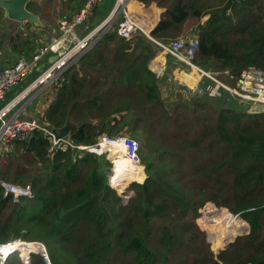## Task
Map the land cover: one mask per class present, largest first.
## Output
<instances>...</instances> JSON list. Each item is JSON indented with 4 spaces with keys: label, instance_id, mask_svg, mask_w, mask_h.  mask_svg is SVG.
<instances>
[{
    "label": "trees",
    "instance_id": "trees-1",
    "mask_svg": "<svg viewBox=\"0 0 264 264\" xmlns=\"http://www.w3.org/2000/svg\"><path fill=\"white\" fill-rule=\"evenodd\" d=\"M257 1L227 0L222 14L218 11L208 18L197 35L196 65L207 68L212 61L222 62L233 68L229 70L235 76L241 68H264V19L224 30L226 11L243 5L250 12L260 4ZM39 8L33 0L26 4L27 11L34 15ZM200 14L194 12L197 17ZM188 15L189 6L176 2L164 10L151 36L159 38L170 28L178 30ZM230 34L239 37L231 40ZM109 35L113 33L103 40ZM14 36L9 39L12 50L22 51L23 44H14L18 35ZM117 38L115 48L92 52L101 46L100 40L61 75L60 94L50 107L40 110L38 120L52 128L71 122L74 126L68 138L84 146L95 144L102 135L139 131L143 143L137 153L144 165L145 180L131 176L130 180L139 184L131 183L134 195L121 204L107 183L109 164L105 154L80 155L84 150L76 149L49 153L48 141L34 131L26 141L18 142L15 158L6 162L0 159V180L29 185L32 193V197L14 203L11 196L3 197L0 187V243L15 238L41 241L52 264H264V122L251 118L264 113H245L249 103L241 106L237 97L229 96L240 102V106H232L225 102L227 91L209 86L202 97L217 103L221 113L206 134L207 143L193 140L186 156L194 157L193 162L180 157L179 151L171 154L174 159L169 164L166 154H159V146L151 145L157 124L149 110L169 100L162 96L159 78L147 68L151 43L143 40L147 46L138 36ZM88 91L90 96L84 95ZM205 102L196 107H206ZM88 109L92 124L86 115L78 118ZM8 153L3 154L7 157ZM20 153L23 157L18 158ZM222 172L230 178V199L223 197ZM207 202L227 208L249 228L244 239L234 238L230 252L218 253V260H212L207 244L195 243L203 242L195 220L198 208ZM30 264L42 262L32 256Z\"/></svg>",
    "mask_w": 264,
    "mask_h": 264
},
{
    "label": "built area",
    "instance_id": "built-area-1",
    "mask_svg": "<svg viewBox=\"0 0 264 264\" xmlns=\"http://www.w3.org/2000/svg\"><path fill=\"white\" fill-rule=\"evenodd\" d=\"M80 1V6L75 11L59 15L55 33L44 45L37 48L29 59H19L12 66L0 70L1 101L5 92L23 81L36 68L37 63L41 61L44 55L50 53V56H52V60L48 65L38 73L26 88L18 92L12 100L0 106V158L5 146L22 142L32 132L38 131L48 141L49 153L65 152L70 148H74L77 150L88 149L90 152L102 154L106 151L105 147L120 143L125 158L134 164H140L137 153L139 146L133 138L122 135H102L95 144L83 146L75 144L67 138L56 140L51 132L52 127L41 124L37 119L19 120L17 118L21 110V101L26 97L32 98L62 74L68 72L72 65L88 54L97 42L111 32L125 40L132 39L136 34H142L165 55H169L176 61L190 67L200 78H208L216 88L227 91L239 100L251 104L254 109L264 113V68L247 67L240 70L237 76L226 68L205 71L194 62L198 50V38L196 36L176 38L166 42L157 40L154 36H151L152 27L145 32L139 24V22L149 24L148 20L141 13L128 7L129 2L132 0H114L107 16L92 28H87L85 24L92 9L102 0ZM78 28H83L84 32H78ZM0 187L3 190V197L11 196L14 203H18L23 197H32L29 185L19 186L0 180ZM121 197L126 199L125 196ZM32 256H38L42 264H52L49 252L41 241H26L15 238L0 243V264H7L16 257L22 262L29 263Z\"/></svg>",
    "mask_w": 264,
    "mask_h": 264
},
{
    "label": "rangeland",
    "instance_id": "rangeland-1",
    "mask_svg": "<svg viewBox=\"0 0 264 264\" xmlns=\"http://www.w3.org/2000/svg\"><path fill=\"white\" fill-rule=\"evenodd\" d=\"M182 2L189 6V15L187 18L180 24L178 27V30L170 28L169 30L160 33L161 35L159 38H156L160 41H169L172 39H176L179 37H184V35H180V33L190 32L194 31L195 29H199L198 33L195 34L196 36L199 35L202 31L200 30V27H204L205 22L208 20L210 16H213L215 12H220V14L223 13L227 0H148V3L144 4L140 1L138 4L135 3V5L130 4V9L135 10L142 14V16L148 20L149 24H153L163 16L164 10L170 6H173L176 2ZM257 2H260V4L252 9V11H248L246 8L247 6H236L235 9L232 11H226L225 16L227 18V26L224 27V30H235L236 28H239L241 24L245 25L246 22L257 20V19H264V0H258ZM131 3V2H130ZM136 6H138L140 9H138ZM253 7V5H250ZM161 9V11H158ZM199 11L201 14L199 17L194 15L195 11ZM47 11V10H44ZM160 12V15H158ZM162 13V14H161ZM156 22V23H157ZM155 26V25H154ZM152 28H154L152 26ZM203 29V28H202ZM255 33H253L254 36ZM114 35V37H113ZM112 38L109 40V36L106 37L102 43L101 46L98 45L92 52H102L106 50H109L111 48H115L116 42L118 40V36L113 33ZM117 36V37H116ZM143 37L140 38L139 41H148L142 34H136L135 37ZM230 39L233 40L236 37H239V35L236 34H230ZM143 41V42H144ZM134 42V41H133ZM152 43V42H151ZM146 44V42H144ZM147 45V44H146ZM148 46V45H147ZM151 47L152 51H157L161 54V56L164 55L166 58V68L163 67V64L160 67H156L153 65L151 59L148 60V65L150 68L155 69H161V84L160 88L162 91V96L165 98H168L169 100L161 107L155 108L154 110H149L150 116L152 117L153 121L157 124L155 128V135L152 134L151 136V145L152 146H159L160 151L159 154H166L165 159L169 162V164L173 161V157L171 154L173 152H181L179 154L180 157L185 158L189 162H193L194 157H188L186 158L187 153L191 151V144L194 139H201L206 144L208 141V135H206L213 127L215 121L218 119V114L221 113L218 112L219 108H217V103L214 104L211 100H205V97H202L203 94H201L204 90H206L209 85L201 86L199 88V81L197 84L193 85V87H189L187 83L188 76L186 73V66L173 59L169 55H165L162 51H160L154 43H152ZM91 52V53H92ZM178 62V65L176 63ZM222 62H216L212 61L209 65V67L206 68L205 71H210L211 69H217V68H226L232 70L233 68L228 65H221ZM199 66V64H197ZM173 66H179L178 68L180 70L179 73L177 71H171L170 69ZM200 67V66H199ZM175 68V67H174ZM173 68V69H174ZM244 68H241L242 70ZM89 70V69H88ZM184 71V72H183ZM189 71V70H188ZM91 71H87L86 73L89 74ZM158 72L159 71H155ZM179 77L183 82H179L176 80ZM206 78V77H205ZM209 80L208 78H206ZM90 80V79H88ZM210 81V80H209ZM186 82V83H184ZM59 80L55 82V84L50 85L49 88H47V92L44 94L43 98L47 99L48 101H54L55 98L60 94L59 88L61 85L59 84ZM119 87H122V84L118 85ZM194 89V90H191ZM86 94H91V91L86 92ZM205 95V94H204ZM228 101L225 102H231L230 104L232 106H240L241 100H231L229 96H233L229 93L226 94ZM85 98V96H84ZM83 98V99H84ZM47 101V102H48ZM50 101V102H51ZM206 101V102H205ZM205 102L207 105L204 108H198L196 107L197 103ZM242 102L241 106H244V102ZM250 106V107H249ZM249 106H246L245 113H253V112H260L257 109H254L251 104ZM215 107V108H214ZM46 108V107H43ZM217 112V113H216ZM82 115H86L89 117H92V112L90 109L82 111V114L79 115L78 118H81ZM156 117H159V119H156ZM252 120L258 123L264 122V116H255L251 117ZM252 122V121H251ZM148 129V128H147ZM130 134L122 133L120 135L127 136L130 138H133L136 140L139 146V151H141L142 144L143 143V137L140 136L139 131H135L133 133L129 132ZM113 136V135H109ZM199 147L202 146V143L198 145ZM20 145L15 144L14 146H10L9 155L6 157V155L1 158V162H6L10 158H15L16 152ZM86 153H91L95 155H100L97 152H90L88 149L82 151L80 155H84ZM103 154H105V158L109 164V169L107 172V183L109 185V175L112 170V162L111 158L112 155H109V151H105ZM23 157L20 153L18 158ZM118 157H122L121 154H118ZM118 157H113V159H116ZM19 160V159H16ZM112 161V162H111ZM21 163V162H20ZM2 164V163H1ZM0 164V166H1ZM141 170L144 173V179L146 178V174L144 171V165L142 164V161L140 160ZM186 166V163H184V167ZM114 172L116 170L117 165H113ZM134 176H141L143 175L139 172V169L133 170ZM133 173H129L128 175H124L122 178L123 182L127 176H131ZM112 174V173H111ZM220 180L223 182L222 190L224 191L225 195L223 197L231 198L229 195V192H227L229 187V175L225 173H221ZM192 179V177H191ZM138 183L136 180H130L125 182L121 187H124L123 189L117 191L116 188H112L113 192L117 194L120 198L121 204H126L128 199L134 195V193L130 190L131 183ZM142 183V182H141ZM111 186H117L112 184ZM116 189V190H115ZM121 196H125L126 199H122ZM202 211H205V215L203 216ZM199 216L195 220V224L197 225V228L199 230V233H201V236L203 235V242H195L199 245H206L207 249L212 253V260L217 259V255L219 252H230L231 248L229 245L233 242L235 237H238L240 239H244L248 232V224L240 219L239 217L231 214L227 208L223 206H217L216 204L212 202L205 203L204 206L199 207L197 210ZM224 218V219H223ZM236 220L238 222H236ZM227 223V224H226ZM234 223L237 225H241V228H235ZM189 224L188 226H190ZM225 225V227H224ZM244 228V229H243ZM235 230V231H233ZM241 230V231H240ZM264 234V226L262 227V233ZM229 235V239H225L226 236ZM231 235V236H230ZM219 237V238H218ZM221 244V245H220ZM12 264H30L31 262H21L18 261L16 258L13 259Z\"/></svg>",
    "mask_w": 264,
    "mask_h": 264
},
{
    "label": "crops",
    "instance_id": "crops-1",
    "mask_svg": "<svg viewBox=\"0 0 264 264\" xmlns=\"http://www.w3.org/2000/svg\"><path fill=\"white\" fill-rule=\"evenodd\" d=\"M33 1H35L36 3H38L40 5L39 11L36 12V16L39 20V24H33V23L26 21V20H24L20 23L10 21L7 18H4L2 16V10H0L1 11V20H0V70H2L5 67L12 66L19 59H29L31 57V55L37 50V48L44 45L47 42V40L55 33L57 19H58L59 15H61L63 13H71V12L75 11L80 6V3H81L80 0H33ZM113 1L114 0H102L100 3H98L92 9V11L89 15L88 21L85 24L86 27L92 28V27L98 25V23L101 22L109 13L110 9L112 8ZM135 3L138 4L139 2H137V0H132V2L129 3V6H130V4L135 5ZM136 7L141 10V8H139L138 6H136ZM44 10H47V11H44ZM158 11H161V9H159ZM162 13H164V12H162ZM158 15H160V12ZM138 22H139V20H138ZM156 22L154 23V25L157 24ZM139 23L143 24L148 29H150L153 25V24H144L143 22H139ZM154 25H153V27H155ZM198 31L199 30L195 29L194 31L180 33V35H184V34L185 35H184V37H179V38H187L188 36H196L195 34H197ZM78 32L83 33L84 29L78 28ZM15 33L18 35V38H16L14 44H17V45L23 44L22 45L23 47L21 48L22 51H19V50L13 51L12 50V45L10 44L9 39L12 37L14 38ZM149 43H151V42H149ZM151 46H152V43H151ZM151 58H152L151 61L153 62L152 63L153 65H155L156 67H160L164 63L163 67L166 68L167 64H166V58L164 57V55L161 56V54L158 53L157 51H155V52L152 51ZM51 60H52V56H50V53H47L46 55H44L42 57L41 61L37 63L36 68L31 73H29L23 81H21L18 85L11 87L10 89H8L5 92L3 99L0 101V106H3L4 104H6L10 100H12V98L18 92H20L24 88H26L34 80V78H36L38 73H40V71L48 65V63ZM148 62H147V68L156 74V76L159 78V84H161L162 79L160 77L161 74H159V73H161V69L153 70L154 68H150L148 65ZM176 65H178V62L176 63ZM178 67L173 66L170 70L171 71L180 70ZM186 69H187V72H189L187 74H196V76H197L193 85L197 84V82L199 81V88H201V86H205L207 83V85L213 86V88L215 90H217V88L214 86L213 82L207 80L205 77L200 78V76L196 72H194L191 69L189 70L187 66H186ZM201 69L206 70V68H201ZM155 71H159L158 75H157V72H155ZM179 72L180 71H177V73H179ZM60 77H58L52 84L57 82ZM176 78H177L176 80H178L179 82H183L179 77H176ZM184 83H186V82H184ZM52 84H50V85H52ZM60 85L62 86L63 84L61 83ZM193 85L189 86V87H193ZM49 86H47L45 89H43L40 93H36L32 98L26 97L23 101L20 102L21 110H20L19 115L17 117L19 120H29V119H37L38 120L39 115H40V110H44V109H46L52 105L51 100H50L51 101L50 102L47 99L43 98V96L47 92V90H48L47 88H49ZM191 90H194V89H191ZM18 107H20V106H18ZM43 107H46V108H43ZM87 119L91 124L93 123L92 117L88 116ZM32 133L24 141H26L32 135ZM39 133L41 134V132H39ZM41 136H42V134H41ZM66 138L69 139L68 136ZM24 141L19 142V143H23ZM19 143L15 142V143L8 144L7 146H5L3 148L2 152L3 153L8 152L10 149V146H14L15 144H19ZM70 149H74V148H70ZM3 153L1 154V157H2ZM109 186L111 187L110 184H109ZM13 259H15V258H13ZM13 259H11L10 261H13Z\"/></svg>",
    "mask_w": 264,
    "mask_h": 264
},
{
    "label": "bare ground",
    "instance_id": "bare-ground-1",
    "mask_svg": "<svg viewBox=\"0 0 264 264\" xmlns=\"http://www.w3.org/2000/svg\"><path fill=\"white\" fill-rule=\"evenodd\" d=\"M132 2V1H131ZM130 3V2H129ZM128 6H129V4H128ZM142 26V25H141ZM143 27V26H142ZM143 29H144V27H143ZM144 31L145 32H147V30L146 29H144ZM188 69L190 70V67H188ZM187 70V69H186ZM187 74V73H186ZM187 76H188V79H187V83H188V85L189 86H192L193 85V83H194V81L196 80V78H197V76H196V74H187ZM106 148H108V150H109V152H110V154L109 155H112L113 157H118V154H121L122 155V157H118V158H116V159H113V162H112V164L113 165H117V167H116V170L114 171V172H112L113 170H114V167H113V165H112V170H111V173H110V175H109V184L111 185V182H112V184H114V185H117V186H111L112 188H116L117 190H120V189H122V188H124V187H121L125 182H127V181H129L130 180V177L131 176H134V173L131 175V176H127L126 178H125V180L123 181V182H121L122 181V178H123V176L124 175H128L130 172H133V170H135L136 169V167H137V169H139V172L143 175V177H144V173L142 172V170H141V165H139V164H134V163H132L131 161H129L127 158H125V156L123 155V153H122V147H121V144L120 143H118V144H115V145H112V146H108V147H106ZM115 189V190H116ZM224 219V218H223ZM236 222H238L237 220H236ZM227 224V223H226ZM224 227H225V225H224ZM234 227L235 228H241V225H237L236 223H234ZM244 229V228H243ZM233 231H235V230H233ZM241 231V230H240ZM231 236V235H230ZM219 238V237H218ZM230 237H229V235L228 236H226V238L225 239H229ZM221 245V244H220Z\"/></svg>",
    "mask_w": 264,
    "mask_h": 264
},
{
    "label": "water",
    "instance_id": "water-1",
    "mask_svg": "<svg viewBox=\"0 0 264 264\" xmlns=\"http://www.w3.org/2000/svg\"><path fill=\"white\" fill-rule=\"evenodd\" d=\"M29 0H0V10L2 16L13 22H22L24 20L33 24H39L36 15L30 13L26 9V4ZM71 122H67L63 127L51 128V132L56 140L66 138L69 131L73 128Z\"/></svg>",
    "mask_w": 264,
    "mask_h": 264
}]
</instances>
